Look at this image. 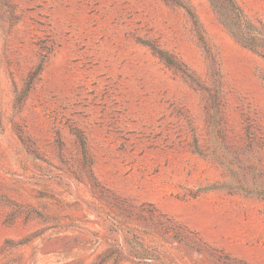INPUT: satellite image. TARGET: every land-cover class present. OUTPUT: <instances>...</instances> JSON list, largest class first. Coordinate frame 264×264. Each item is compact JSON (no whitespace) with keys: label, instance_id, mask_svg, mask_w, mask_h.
<instances>
[{"label":"rangeland","instance_id":"rangeland-1","mask_svg":"<svg viewBox=\"0 0 264 264\" xmlns=\"http://www.w3.org/2000/svg\"><path fill=\"white\" fill-rule=\"evenodd\" d=\"M0 264H264V0H0Z\"/></svg>","mask_w":264,"mask_h":264}]
</instances>
